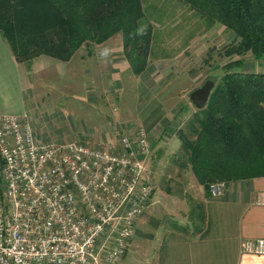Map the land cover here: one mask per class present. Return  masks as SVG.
I'll use <instances>...</instances> for the list:
<instances>
[{
    "label": "rangeland",
    "instance_id": "374dc122",
    "mask_svg": "<svg viewBox=\"0 0 264 264\" xmlns=\"http://www.w3.org/2000/svg\"><path fill=\"white\" fill-rule=\"evenodd\" d=\"M141 6L152 27L141 72L129 70L119 33L82 43L67 61L39 55L23 63L32 82L23 109L34 136L43 141L113 146L122 134L133 138L138 127L146 128L152 144L145 170L150 202L155 190L177 185L175 175L188 164L181 142L192 140L200 114L188 93L205 80L214 86L228 60L242 59L237 70L264 73V57L228 52L238 41L234 33L217 22L206 24L180 0H141ZM155 221L150 215L134 226L121 264H151L154 251L177 247L153 242Z\"/></svg>",
    "mask_w": 264,
    "mask_h": 264
},
{
    "label": "built area",
    "instance_id": "2783aa9c",
    "mask_svg": "<svg viewBox=\"0 0 264 264\" xmlns=\"http://www.w3.org/2000/svg\"><path fill=\"white\" fill-rule=\"evenodd\" d=\"M151 145L143 127L113 146L38 140L25 115L0 113V264H120L151 196ZM239 249L264 255V237Z\"/></svg>",
    "mask_w": 264,
    "mask_h": 264
},
{
    "label": "trees",
    "instance_id": "16d2710c",
    "mask_svg": "<svg viewBox=\"0 0 264 264\" xmlns=\"http://www.w3.org/2000/svg\"><path fill=\"white\" fill-rule=\"evenodd\" d=\"M231 30L238 41L228 52L264 57V0H180ZM119 33L132 74L148 60L151 24L141 0H0V35L16 62L39 55L67 61L85 42ZM242 59L221 65L223 74L196 115L191 141L181 142L197 183L264 176V73L237 70Z\"/></svg>",
    "mask_w": 264,
    "mask_h": 264
},
{
    "label": "crops",
    "instance_id": "0c3cea01",
    "mask_svg": "<svg viewBox=\"0 0 264 264\" xmlns=\"http://www.w3.org/2000/svg\"><path fill=\"white\" fill-rule=\"evenodd\" d=\"M26 75L0 35V113L26 114L23 106L32 88ZM174 183L155 190L134 224L144 225L145 217L153 215V242H176L175 248L154 251L151 264H264V255L239 249L244 238L264 237V176L227 182L212 197L186 164Z\"/></svg>",
    "mask_w": 264,
    "mask_h": 264
},
{
    "label": "water",
    "instance_id": "95a60500",
    "mask_svg": "<svg viewBox=\"0 0 264 264\" xmlns=\"http://www.w3.org/2000/svg\"><path fill=\"white\" fill-rule=\"evenodd\" d=\"M213 87L211 80H205L199 87L192 89L188 93V99L196 109L204 107L207 97Z\"/></svg>",
    "mask_w": 264,
    "mask_h": 264
}]
</instances>
